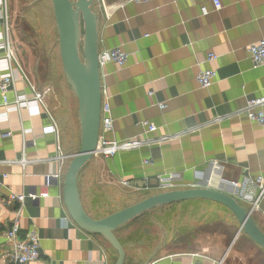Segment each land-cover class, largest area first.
<instances>
[{
  "label": "crops",
  "instance_id": "crops-1",
  "mask_svg": "<svg viewBox=\"0 0 264 264\" xmlns=\"http://www.w3.org/2000/svg\"><path fill=\"white\" fill-rule=\"evenodd\" d=\"M218 1L219 10L212 0L129 2L108 17H97L98 53L120 47L127 56L122 69L109 63L100 70L112 119L102 137L140 144L110 158L93 156L94 183L126 182L128 192L140 188L153 194L205 188L249 208L255 193L251 182L264 177V127L241 112L247 100L264 97V66L254 68L247 55L251 44L264 39V0ZM1 14L0 7V76L12 75L7 101L19 104L3 107L0 96V264H11L4 257L8 244L3 234L14 223L19 239L30 232L39 237V259L28 264H109L101 238L78 229L63 205L68 157L56 118L59 91L43 78H27L13 49L14 58H4ZM15 50L25 64L23 46ZM207 54L217 60L206 64ZM207 68L216 78L211 87L200 89L196 75ZM34 93L41 94L40 100L32 99ZM143 122L156 131L144 133ZM251 218L264 234V206ZM231 244L221 254L215 253L218 246L211 251L202 246L136 263L225 264L242 254Z\"/></svg>",
  "mask_w": 264,
  "mask_h": 264
},
{
  "label": "rangeland",
  "instance_id": "rangeland-1",
  "mask_svg": "<svg viewBox=\"0 0 264 264\" xmlns=\"http://www.w3.org/2000/svg\"><path fill=\"white\" fill-rule=\"evenodd\" d=\"M119 0H92L91 11L97 17L104 15L103 7ZM7 25L12 49L27 78H43L58 89L60 108L56 112L64 154L68 157L63 176L71 162V156L80 147V129L77 100L65 85L61 67L58 37L55 29L51 0H7ZM72 2V0H70ZM25 49L26 63L18 58L15 46ZM98 155V154H97ZM93 161L79 172L78 190L81 204L89 217L103 219L124 208L157 195L140 190L128 192L121 185L106 183L97 185L92 179ZM164 193V192H162ZM232 214L220 205L193 200L155 208L115 232L117 240L126 251V264H137L143 259L158 257L164 252L216 247L215 253L230 250L238 253L225 264H264V252L241 233ZM237 237V238H236ZM107 249L108 262L116 261L115 251L101 238ZM237 240V241H236ZM236 243V244H235ZM235 244V246H234ZM145 259V260H146ZM137 262V263H136Z\"/></svg>",
  "mask_w": 264,
  "mask_h": 264
},
{
  "label": "water",
  "instance_id": "water-1",
  "mask_svg": "<svg viewBox=\"0 0 264 264\" xmlns=\"http://www.w3.org/2000/svg\"><path fill=\"white\" fill-rule=\"evenodd\" d=\"M51 3L65 85L77 100L80 129L79 150L70 157L62 181L63 205L72 223L83 232L102 238L116 253L114 264H124L125 252L115 236L118 229L155 208L202 200L227 209L239 226L237 236L242 233L264 251V234L253 222L250 209L228 194L205 188L160 193L100 220L87 215L80 201L77 178L93 158L99 137L101 85L97 16L90 9L92 0H51Z\"/></svg>",
  "mask_w": 264,
  "mask_h": 264
},
{
  "label": "built area",
  "instance_id": "built-area-1",
  "mask_svg": "<svg viewBox=\"0 0 264 264\" xmlns=\"http://www.w3.org/2000/svg\"><path fill=\"white\" fill-rule=\"evenodd\" d=\"M5 1L0 0V7L2 8L1 14V27L3 29L2 38L4 39V47H5V59L10 60L14 58L12 51L11 38L9 36V28L7 25V14L5 12ZM156 0H119L115 4L111 6H104L103 12L106 17L110 14L113 9L116 7H122L129 2L140 3V2H151ZM212 4L215 10H219L221 8V4L218 0H212ZM201 14L205 15V8H200ZM247 55L251 62V65L254 68L264 66V39L258 42L251 44L247 48ZM126 54L120 47H115L107 50H103L98 53L97 62L99 70H101L104 66L109 63L115 64L118 69H122L126 63ZM217 60V57L213 54H207L205 58L206 64H213ZM216 78V73L212 68H207L205 70H199L196 75L197 86L200 89H208L214 84ZM14 86V78L12 75H4L0 76V96L2 98L3 107H9L13 105H18L19 101H15L13 103H9L7 101V94L12 91ZM41 94L34 93V100H40ZM151 95V94H150ZM158 107L162 110L165 105L158 104ZM264 97L263 98H255L249 99L246 101L245 107L242 110V114L245 118L252 124H255L259 127H264ZM112 119L110 113L109 106V96L106 90L101 88V106H100V124H99V137L96 146V152L94 157L98 154L101 158H110L114 156L121 149H132L136 148L140 142L137 140H126L123 142L116 141H108L102 137V134L108 133L111 130ZM142 128L144 129V133H154L156 131V127L147 122H143ZM52 133L56 132L54 126L49 129ZM3 179L6 176H2ZM57 180V178H54ZM251 185L255 188L254 196L249 202V209L251 214L254 211L261 210V206H264V177L259 176L256 177ZM47 185L45 184V187ZM121 186L123 188H128V184L126 182H122ZM2 185L0 182V189ZM164 190L166 188H163ZM135 191H139V188L133 189ZM146 190V189H140ZM40 197L46 198V194L40 193ZM13 198V197H12ZM14 200H21L22 198H13ZM1 205V200H0ZM19 225L14 223L10 228L4 231V239L8 244V248L5 251L4 257L11 264H28L31 262H35L39 259V237L35 232H30L24 240L19 239Z\"/></svg>",
  "mask_w": 264,
  "mask_h": 264
},
{
  "label": "trees",
  "instance_id": "trees-1",
  "mask_svg": "<svg viewBox=\"0 0 264 264\" xmlns=\"http://www.w3.org/2000/svg\"><path fill=\"white\" fill-rule=\"evenodd\" d=\"M214 204V203H213ZM217 205V204H216Z\"/></svg>",
  "mask_w": 264,
  "mask_h": 264
}]
</instances>
